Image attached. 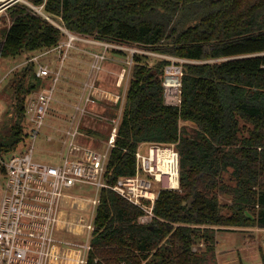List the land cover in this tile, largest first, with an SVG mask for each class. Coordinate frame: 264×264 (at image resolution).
<instances>
[{
  "label": "trees",
  "instance_id": "trees-1",
  "mask_svg": "<svg viewBox=\"0 0 264 264\" xmlns=\"http://www.w3.org/2000/svg\"><path fill=\"white\" fill-rule=\"evenodd\" d=\"M44 10L73 33L184 59L174 105L164 102L162 84L170 60L150 66L147 55L134 54L107 173L108 182L134 173L141 142H175L179 188L159 190L148 223L139 221L140 207L103 188L87 264H218L216 233L264 228V0H45ZM7 11L0 57L43 51L64 38L21 3ZM35 66L29 60L12 76L1 154L29 141L26 103L44 81Z\"/></svg>",
  "mask_w": 264,
  "mask_h": 264
},
{
  "label": "built area",
  "instance_id": "built-area-1",
  "mask_svg": "<svg viewBox=\"0 0 264 264\" xmlns=\"http://www.w3.org/2000/svg\"><path fill=\"white\" fill-rule=\"evenodd\" d=\"M15 3L23 4L67 35L65 41H59L57 45L43 50L39 55L28 57L27 61L35 62L36 75L39 77L52 75L54 82L58 79V71L38 59L47 51L56 50L62 60L67 49L74 46L76 40L102 46V50L92 54L91 73L84 84L85 93L80 103L75 106V111L78 110L81 116L86 105L94 101L93 97L98 90L102 91V88L95 85V80L109 49L130 52L125 53V65L116 80L118 86L128 80L134 54H148L146 50L139 48L142 47L141 44L135 43L136 46L133 47L125 41L69 31L44 10L45 0L38 4L32 0H0V13ZM171 58L172 63L164 67V102L177 105L180 103L183 72L182 65H177V61H174L178 58ZM169 80H175L174 85L168 84ZM52 89L50 85L28 97L26 114L31 125L28 137L32 139V144L28 148L10 153L3 160L5 182L0 194V264H87L103 188L114 190L140 207L143 213L139 216V221L142 223H148L156 216L153 206L161 188H179L180 156L175 142L139 143L134 151V173L119 176L114 182L107 181L109 157L116 143L126 87L122 94L104 92L108 94L110 103L116 105V113L109 118L110 130L104 147L94 148L80 141L78 119L72 121L65 130L63 153L58 162L46 163L34 159L33 142L44 124L52 99ZM86 185L94 186L92 196L66 192V189ZM63 208L68 209L66 218L61 216ZM61 220L64 221L62 225ZM59 232L64 233L59 235Z\"/></svg>",
  "mask_w": 264,
  "mask_h": 264
},
{
  "label": "rangeland",
  "instance_id": "rangeland-1",
  "mask_svg": "<svg viewBox=\"0 0 264 264\" xmlns=\"http://www.w3.org/2000/svg\"><path fill=\"white\" fill-rule=\"evenodd\" d=\"M9 23H10V16L6 9L5 12L0 13V40L2 39L4 28H6V26L9 25ZM66 36L67 35L65 34L63 38L64 41L67 39ZM91 36L94 37V35ZM75 44L77 47H84L86 49L91 50V45L84 41L76 40ZM134 44L135 43H130L129 45L131 46L133 45L134 47L136 46ZM76 46L69 47L62 60L59 58V53L56 50L47 51L46 53L40 55L38 58L40 62L47 63L50 67H53L54 65L53 69L55 71H58V79L56 80V82L52 81L51 79L52 75H51L50 77L44 78L43 84L41 86L42 88H45L50 85L53 87L52 99L50 101L49 108L47 110L44 119V124L41 126L38 136L33 142V158L41 162H46V163L58 162L59 158L63 153L65 130L66 128H68V126L71 124L72 121H77L78 119H80L78 124L80 130V141L94 148L104 147L110 130L109 118L116 113V107H115L116 105L113 106L110 103L108 99V94H104V92L122 94L125 87L127 90L128 80L127 81L124 80L122 85L118 86L116 85L117 74L110 73L106 70L104 71L101 69L99 70L96 76L95 85L98 86L97 88L99 89L102 88V91L98 90L99 93L97 92L96 96L93 97L94 101L89 102L86 105V110L82 114V116L80 115L78 110L75 111V105L80 103L79 95L82 90L84 91V84L88 79L86 75H83L81 78V76L78 77L77 74H73L71 72V69H74V67L71 65L73 63L72 56H74V54H86L88 56V53L77 50L75 48ZM142 47L140 46L139 48L146 50L148 53V54L144 53L145 55L148 56L144 60H146L147 64L150 66L154 65V63L159 58L169 59L170 61L168 64H170L173 61L171 57L178 58L177 60L174 61L175 62L177 61L176 62L177 65H181L182 60L180 59V57L159 52L154 48H150V47L142 48ZM63 49L65 50V47H63ZM113 49L114 48L109 49L107 53H111V52L113 53V51L115 50H120V49H114V50ZM41 51L42 50L35 51L33 52V54L39 55ZM122 51H124L127 54H130V52H128L127 50H122ZM22 54H25V52L15 56L16 59L15 58L13 60L10 59V61H8L7 63H5V61H2L4 57H0V77L4 74V72L7 69H10L13 65L17 64L21 60H24L23 59L24 55ZM105 62L106 59L104 60L103 63L105 64ZM26 63L27 60L23 64L12 69L9 73L6 74L5 77H3L2 81H0V122L5 116L6 110L7 109L12 110L11 104L13 102V96L10 88V82L12 76L15 72H17L22 67H24ZM120 65L121 62H116L114 65H112V67L117 72H120L122 68L120 67ZM122 65H125L124 60L122 62ZM68 74H72L74 77L69 78ZM41 89H37L36 91ZM68 89H70L69 91H72L71 94L67 93ZM73 95H76L75 98L72 97ZM124 101L125 99L123 100V102ZM112 112H114L113 115H111ZM7 116L14 117V114L13 112L7 113ZM26 118L28 119L27 114H26ZM189 123L190 122L188 121H182V120L180 121V124H189ZM53 126H57V129H55L57 130L56 131L57 138H54V136H50V135L45 136V134H47L48 132L50 133V130L54 128ZM28 139L29 141L26 146L27 148L32 144V139L29 137ZM55 139H58L57 140L59 147L58 149H55V143L53 142L56 141ZM26 147L18 148V150L16 149L15 151L23 150ZM9 154L10 153H2V154L0 153V194L3 187L2 182L5 177L3 160ZM93 191H94V186L92 185L75 186L73 188L66 189V192L68 193L85 194L87 196H92ZM219 200L222 203L230 202V198L224 197L223 195L219 196ZM255 228L258 227H246L244 228V230L237 228V230H223L220 231L219 233H216L217 244H216L215 254H216L217 263L218 264H264V233H261V235L260 233L258 235L254 234L253 232L255 231L252 230ZM59 235H63V233L59 232ZM247 242L250 244L249 247L250 246L252 247L248 249L250 251L248 252L249 255H246V253H244V250L249 248L245 246ZM240 245H243L245 247L239 249L238 247ZM199 246H203V244L200 243ZM226 247L231 248V250L223 251L224 250L223 248Z\"/></svg>",
  "mask_w": 264,
  "mask_h": 264
},
{
  "label": "crops",
  "instance_id": "crops-1",
  "mask_svg": "<svg viewBox=\"0 0 264 264\" xmlns=\"http://www.w3.org/2000/svg\"><path fill=\"white\" fill-rule=\"evenodd\" d=\"M97 39V38H96ZM86 43H89L90 45H91V50H89V49H86V48H84V47H77L76 46V44L74 45V46H76L75 48L77 49V50H79V51H83V52H86V53H88V56L86 55V54H74V56H72V66L74 67V69H71V72L73 73V74H77L78 75V77H80L81 76V78H82V76L83 75H86L87 77L90 75V73H91V69H90V64H91V59H92V54L94 53V52H97V51H100V50H102V46H100L99 44H96V43H91V42H86ZM42 52V51H41ZM27 53H29V54H27ZM25 52V54H22V55H24L23 56V59L24 60H21L20 62H18L17 64H15V65H13L10 69H7L5 72H4V74L0 77V81H2V79H3V77H5L6 76V74L7 73H9L12 69H14L15 67H17V66H19V65H21V64H23L27 59H26V57L28 58V57H30V56H32L33 55V52ZM26 55V56H25ZM15 58V56L14 57H4V59L2 60V61H5V63H7L8 61H10V59H14ZM124 58L125 57H123V56H121L120 54H118V53H116V52H111V53H107V58H106V62H105V64L103 63V67H102V70H106V71H108V72H110V73H115V74H117V77H118V73L119 72H117L113 67H112V65H114L116 62H121V65H120V67H122L123 65H122V62H123V60H124ZM16 59V58H15ZM41 63H43V62H41ZM120 64V63H119ZM77 66V67H76ZM53 67H54V65H53ZM68 76H69V78H73L74 76L72 75V74H68ZM117 80V79H116ZM69 88V87H68ZM70 89H68L67 90V93L68 94H71L72 93V91H69ZM72 90V89H71ZM84 91H85V88H84ZM84 91L82 90L81 91V93H80V95H79V100H81L82 99V96H83V94H84ZM78 94V93H77ZM76 94V95H77ZM76 95H73L72 97L73 98H75V96ZM77 105V104H76ZM75 105V106H76ZM54 128L53 129H51L50 130V133L48 132L47 134H45V136H54V138H57V130H55V129H57V126H53ZM67 129V128H66ZM56 141H53L54 143H55V149H58L59 147H58V139H55ZM50 146H52V145H50ZM54 146V145H53ZM4 182H5V177H4V179H3V182H2V184H4ZM79 212V211H78ZM67 214H68V209H66V208H63L62 209V211H61V216L63 217V218H66V216H67ZM62 224H64V221L63 220H61L60 221V225H62ZM252 231H255V232H253L254 234H256V235H258L259 233H260V235H261V233H264V228H255V229H253ZM62 233H64V232H62ZM249 243L247 242V244L245 245L246 247H249ZM253 245V244H252ZM245 246H243V245H240L238 248L239 249H241V248H243V247H245ZM251 247V246H250ZM250 247L249 248H247L246 250H244V253H246V255H249L248 254V252H250L248 249H250ZM252 248V247H251ZM224 250L223 251H226V250H231V248H223ZM245 251H247V252H245Z\"/></svg>",
  "mask_w": 264,
  "mask_h": 264
},
{
  "label": "bare ground",
  "instance_id": "bare-ground-1",
  "mask_svg": "<svg viewBox=\"0 0 264 264\" xmlns=\"http://www.w3.org/2000/svg\"><path fill=\"white\" fill-rule=\"evenodd\" d=\"M174 83H175V80L174 81H172V80H169V83L168 84H173L174 85Z\"/></svg>",
  "mask_w": 264,
  "mask_h": 264
},
{
  "label": "water",
  "instance_id": "water-1",
  "mask_svg": "<svg viewBox=\"0 0 264 264\" xmlns=\"http://www.w3.org/2000/svg\"><path fill=\"white\" fill-rule=\"evenodd\" d=\"M191 200H192V197H190V198L188 199V203H189V204H190ZM184 203H185V201H184Z\"/></svg>",
  "mask_w": 264,
  "mask_h": 264
}]
</instances>
